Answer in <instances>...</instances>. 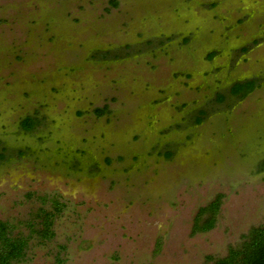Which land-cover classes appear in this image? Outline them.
Masks as SVG:
<instances>
[{"label": "rangeland", "instance_id": "374dc122", "mask_svg": "<svg viewBox=\"0 0 264 264\" xmlns=\"http://www.w3.org/2000/svg\"><path fill=\"white\" fill-rule=\"evenodd\" d=\"M111 1L0 0L12 264H211L264 222V0Z\"/></svg>", "mask_w": 264, "mask_h": 264}, {"label": "trees", "instance_id": "16d2710c", "mask_svg": "<svg viewBox=\"0 0 264 264\" xmlns=\"http://www.w3.org/2000/svg\"><path fill=\"white\" fill-rule=\"evenodd\" d=\"M111 2L115 4V1L112 0ZM254 85L255 81L253 79L236 82L231 87L230 93L242 98L253 89ZM224 98L222 94L217 95V101H222ZM105 112H107L106 105L102 108H95L97 115H102ZM200 114V116L195 118L196 123H200L203 120L204 112L201 111ZM37 125L38 120L30 115L20 121V127L25 131L32 130ZM170 155V152L166 153L167 157H170ZM220 198L221 195H217L207 205L199 208L193 222V233L206 232L213 228L220 206ZM58 208L56 207V210ZM43 215L44 227L38 234L43 238H49L53 235V232L50 230L52 213L44 212ZM8 227L6 222L0 221V264H12L13 260H17L23 256L26 247V240L22 237H12L9 235ZM242 238V242L239 245L229 247L225 256L214 259L211 264H264V222L258 226L251 227L246 234H243Z\"/></svg>", "mask_w": 264, "mask_h": 264}, {"label": "flooded vegetation", "instance_id": "af4514ba", "mask_svg": "<svg viewBox=\"0 0 264 264\" xmlns=\"http://www.w3.org/2000/svg\"><path fill=\"white\" fill-rule=\"evenodd\" d=\"M248 50H249V48L246 46V48H245V50L242 52V53H246V52H248ZM247 80H252L251 78H246V79H244V81H247ZM254 80V79H253ZM243 80H234V82L232 83V85H231V87L236 83V82H244ZM255 81V85H254V87H253V89L250 91V92H248L244 97H242V98H245L247 95H249L250 93H252L255 89H256V86H257V81L256 80H254ZM231 87H230V89H231ZM229 92H230V90H229ZM231 94V93H230ZM232 95V94H231ZM235 96V95H234Z\"/></svg>", "mask_w": 264, "mask_h": 264}]
</instances>
